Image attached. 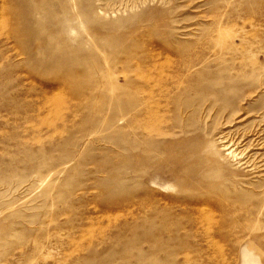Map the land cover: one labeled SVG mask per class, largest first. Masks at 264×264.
I'll return each instance as SVG.
<instances>
[{
	"label": "rangeland",
	"instance_id": "1",
	"mask_svg": "<svg viewBox=\"0 0 264 264\" xmlns=\"http://www.w3.org/2000/svg\"><path fill=\"white\" fill-rule=\"evenodd\" d=\"M0 264H264V0H0Z\"/></svg>",
	"mask_w": 264,
	"mask_h": 264
},
{
	"label": "bare ground",
	"instance_id": "2",
	"mask_svg": "<svg viewBox=\"0 0 264 264\" xmlns=\"http://www.w3.org/2000/svg\"><path fill=\"white\" fill-rule=\"evenodd\" d=\"M162 61V60H161ZM158 69V68H157ZM160 69V68H159ZM161 72V71H160ZM164 73V72H163ZM157 77V76H156ZM156 83V82H155ZM250 93V92H249ZM248 93V94H249ZM252 94V93H251ZM236 96V95H235ZM241 119V118H240ZM237 120H239V119H237ZM228 122V121H227ZM255 128V127H254ZM260 128V127H259ZM257 129V128H256ZM261 132V131H260ZM158 133V132H157ZM230 133V132H229ZM225 134V133H224ZM244 134V133H243ZM232 135V134H231ZM245 135V134H244ZM250 136V135H249ZM234 137V136H233ZM235 138V137H234ZM244 138H246V137H244ZM249 138V137H248ZM218 140H220V138L218 139ZM255 140H257V139H255ZM263 140V139H262ZM258 141V140H257ZM255 142V141H254ZM242 143V142H241ZM250 146V145H249ZM226 147V146H225ZM230 147H228V152L229 153H233L234 151H233V149H229ZM232 148V147H231ZM226 149V148H225ZM227 150V149H226ZM248 152V151H247ZM259 153V152H258ZM224 155V154H223ZM252 155V154H251ZM253 156V155H252ZM254 157V156H253ZM238 159V158H237ZM254 159V158H253ZM255 160V159H254ZM257 160V159H256ZM243 161V160H242ZM245 161V160H244ZM240 162V161H239ZM246 164V163H245ZM253 167V166H252ZM206 224V223H205Z\"/></svg>",
	"mask_w": 264,
	"mask_h": 264
}]
</instances>
